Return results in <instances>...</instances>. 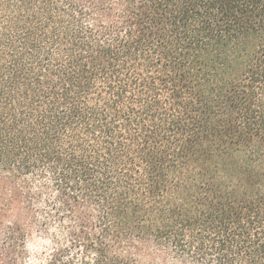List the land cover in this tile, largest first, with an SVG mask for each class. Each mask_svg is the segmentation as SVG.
<instances>
[{"label": "trees", "instance_id": "trees-1", "mask_svg": "<svg viewBox=\"0 0 264 264\" xmlns=\"http://www.w3.org/2000/svg\"><path fill=\"white\" fill-rule=\"evenodd\" d=\"M0 264H264V0H0Z\"/></svg>", "mask_w": 264, "mask_h": 264}]
</instances>
